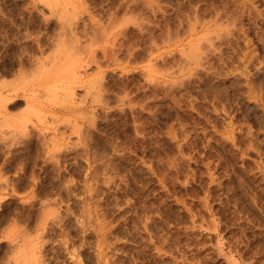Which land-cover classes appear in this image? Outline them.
<instances>
[{"label":"rangeland","instance_id":"1","mask_svg":"<svg viewBox=\"0 0 264 264\" xmlns=\"http://www.w3.org/2000/svg\"><path fill=\"white\" fill-rule=\"evenodd\" d=\"M227 14L239 18L236 27ZM218 16L225 22L218 21L219 28ZM226 24H234L231 33ZM89 25L97 27L92 48L99 64L84 66L85 74L98 76L109 105L94 104L92 116L84 102L85 111L80 105L72 109L62 96L65 79L48 78L64 89L53 98H38L44 104L39 100L41 114L30 133L18 136L10 153L0 152V264L10 260L13 241L21 236L30 247L41 240L36 264H264V0H0V99L12 102L29 88L37 93L45 83L24 76L33 60L54 52L51 40L56 42L63 28L84 32ZM220 28L225 34L214 41L219 49L209 48V31L217 34ZM105 36L113 38L107 56L102 54ZM195 40L202 43L196 50L198 57L204 52L200 60L188 52ZM85 41L79 60L88 53L91 42ZM83 89L75 87V101L92 95ZM72 123L79 126L80 139ZM55 129L62 131L63 145L45 152L42 140ZM42 212L48 217L40 231ZM97 244L104 247L106 262L98 260ZM70 249L79 258L72 260Z\"/></svg>","mask_w":264,"mask_h":264},{"label":"bare ground","instance_id":"2","mask_svg":"<svg viewBox=\"0 0 264 264\" xmlns=\"http://www.w3.org/2000/svg\"><path fill=\"white\" fill-rule=\"evenodd\" d=\"M249 2V1H248ZM252 3V2H251ZM229 4V3H228ZM246 5V4H245ZM244 5V6H245ZM254 5V4H253ZM247 7V6H246ZM232 8V7H231ZM245 8V7H244ZM199 9V8H198ZM210 9V8H209ZM212 9V8H211ZM214 9V8H213ZM247 9H248V7H247ZM255 9V8H254ZM218 10V9H217ZM221 10V9H220ZM224 10V9H223ZM237 10V9H236ZM249 10V9H248ZM214 11V10H213ZM234 11V10H233ZM242 11V10H241ZM240 11V12H241ZM256 11V10H255ZM195 12H196V10H195ZM226 12V11H225ZM228 12V11H227ZM226 12V13H227ZM235 12V11H234ZM253 12V11H252ZM224 13V12H223ZM228 13H230V12H228ZM244 13V12H243ZM258 13V12H257ZM216 15L218 14V13H215ZM237 14V13H236ZM240 14H242V12L240 13ZM247 14H249V13H247ZM196 15V14H195ZM211 15V14H210ZM216 15L215 16H213V17H216ZM225 15V13L223 14V16ZM231 15H232V13H231ZM234 15H235V13H234ZM252 15V14H251ZM257 15V14H256ZM186 16V15H185ZM197 16V15H196ZM227 16H229V17H231V20L234 22V24H235V27H236V25L239 23H237L236 22V20H239V18H237V17H235V16H230L229 14H227ZM262 16V15H261ZM76 17V16H75ZM187 17V16H186ZM221 17V16H220ZM220 17L218 16L216 19V21H215V19H214V21L215 22H218V21H221L220 20ZM226 17V16H225ZM257 17V16H256ZM58 18L59 17H57V20H58ZM86 18V17H85ZM189 18V17H188ZM196 18V17H195ZM222 18H224V17H222ZM221 18V19H222ZM226 18H228V17H226ZM226 18H224L225 20H227ZM237 18V19H236ZM252 18H253V16H252ZM50 19V18H49ZM60 19H63L62 17L60 18ZM65 19V18H64ZM63 19V20H64ZM67 19V18H66ZM74 19V18H73ZM76 19V18H75ZM90 19V18H89ZM13 20V19H12ZM62 20V21H63ZM71 20V19H70ZM91 20V19H90ZM90 20H89V22H90ZM184 20V19H183ZM186 20V19H185ZM240 20H241V18H240ZM59 21H61V20H59ZM61 21V22H62ZM92 22H93V20H91ZM195 21V20H194ZM202 21V20H201ZM223 21V20H222ZM221 21V23H225L224 21L222 22ZM228 21V20H227ZM252 21V20H251ZM57 22V21H56ZM64 22V21H63ZM62 22V23H63ZM212 22V24L211 25H213L215 28L218 26V28L219 27H221V23L220 22H218V24L217 23H215V24H217V26H215V24H213L214 22L213 21H211ZM210 22V23H211ZM65 23V22H64ZM73 23V22H72ZM94 23V22H93ZM226 23H229V22H226ZM59 24H61V23H59ZM82 24H83V22H82ZM194 24V23H193ZM221 24V25H220ZM229 24H232V22L230 21V23ZM233 24V25H234ZM65 25H66V23H65ZM69 25V24H68ZM72 25V24H71ZM208 25H210V24H207V26ZM210 25V26H211ZM233 25H228V28H229V26H233ZM89 26H91V25H89ZM89 26H86V27H89ZM97 26V25H96ZM178 26V25H177ZM186 26V25H185ZM193 26V25H192ZM209 26V27H210ZM212 26V27H213ZM223 26V25H222ZM225 27H224V29L225 28H227V24L226 25H224ZM212 27H210V28H212ZM213 27V28H214ZM234 27V26H233ZM239 27V26H238ZM238 27H237V29H238ZM61 28V27H60ZM82 28V27H81ZM85 28V27H84ZM97 29V27H95V26H91L90 28H87V30L85 29V31H84V29L82 28V31H84V32H81V31H78L77 30V27H69V28H67V29H62V31H59V33L57 34V36L58 37H53V39L55 38L56 39V42H54V40H51L52 42L51 43H53L52 45L55 47V50H54V52H53V50H52V54H48V55H46L47 57H42V58H40V59H35V60H33V64L32 65H28L29 67H32V69L31 70H27V72L29 71V73H27V74H24V72H23V74H24V76L25 75H27V77L26 78H28V76L30 75V76H34V77H36V80H33L34 82L35 81H37L38 79L39 80H41L42 82H43V87L42 88H40L41 87V85H40V89H38L37 91H36V89L34 90V91H36L37 93H33V91L31 92V90H30V88L29 89H27V90H29L30 92H28L27 90H24L23 92H22V94H21V96L23 97V99H22V97H15L16 99H14V98H12V99H14V101H10L9 103H8V98L6 97V96H4L5 98L3 99L2 97V99H0V108H2V111H3V113H2V115L0 116V145H1V147H3V149L5 148L6 150H3V149H1L0 150V152H3V151H6L7 152V154L8 153H10L12 150L10 149V147H12V146H10V145H12L11 143H13L14 142V140L16 139V140H18V136H22V134L23 135H25V133L26 134H29L30 132H28L29 131V126L31 125L32 126V124H33V121H34V118H36V117H38V115L39 114H41V113H39V104H41L42 105V103L43 102H41V100H40V102L41 103H39V100H38V98H40V97H49V98H53V96H55L56 94V92L58 91L59 92V90H61L62 88H61V86L59 87V85L61 84V83H59L58 82V84H55V83H57V81L55 82V83H48V78H50V79H52L51 78V76H53V75H56V74H58V76L60 77V79L61 80H64L65 79V81H61L60 79V82H62V85H64V82H65V90H63L62 92H64V94L62 95L61 93L60 94H58V95H60L59 97H61V95L62 96H64V99H63V97H61L63 100H66L67 101V103L69 102L70 104H69V107L71 108L72 107V109L73 108H79V105L81 104V103H86V104H88V106L90 107V109H92V110H90V115L92 116L94 113V110H93V108H91L92 106H94V104H102V105H106V104H108V99H106L105 98V96L104 95H102V93L105 91H101L100 89H99V87H100V83H98V76L96 77L95 75L94 76H92V75H88V74H85L86 73V68H84V66H88V65H91V63H95L97 60V57H96V52L94 51V49L92 48L93 47V45H92V42H93V40H94V37L97 35L96 34V29ZM173 28V27H172ZM192 28V27H191ZM195 28V27H194ZM217 28V29H218ZM227 28V29H228ZM240 28V27H239ZM242 28V27H241ZM240 28V29H241ZM243 28H244V26H243ZM260 28V27H259ZM99 29V28H98ZM105 29V28H104ZM190 29V28H189ZM193 29V28H192ZM221 29V28H220ZM223 29V28H222ZM221 29V30H222ZM223 29V30H224ZM227 29H226V32H227ZM231 29H233L232 27H231ZM58 30V29H57ZM215 29H212V31H209L210 33L208 34V32L206 33V35L208 34V36L206 37L207 39H206V41H208L207 43H206V41H205V45H208V47L209 48H211L212 47V49H213V47H215L216 49H217V46H218V42L220 41V39H221V37L220 36H223V33H224V31L223 32H221V30H220V32L218 33L217 32V34H214L213 32H215L214 31ZM228 30H230V29H228ZM259 30V29H258ZM56 31V30H55ZM99 31V30H98ZM175 31V30H174ZM217 31H219V30H217ZM237 30H235V32H236ZM106 32V31H105ZM141 32H142V30H141ZM181 32V31H180ZM213 34H212V33ZM56 33V32H55ZM100 33V32H99ZM123 33V32H122ZM164 33V32H163ZM167 33V32H166ZM166 33H164V34H166ZM202 32H200L199 34H201ZM216 33V32H215ZM230 33H231V30H230ZM238 33V32H237ZM108 34H109V32H108ZM161 34V33H160ZM205 34V33H204ZM225 34V33H224ZM228 34H229V32H228ZM227 33H226V35H228ZM233 34H234V32H233ZM107 35V34H106ZM202 35V34H201ZM205 35V36H206ZM244 35V34H243ZM243 35H242V37H243ZM166 36V35H165ZM178 36H180V35H178ZM204 36V37H205ZM237 36V35H236ZM83 37L85 38V40L86 41H90L91 43L90 44H88V46H86V47H89L86 51L88 52V53H86V59H81V60H79L77 57H76V54L78 53V52H80L79 51V48L81 47L80 46V44H81V40L83 39ZM103 37V36H102ZM106 37V36H105ZM103 38V42L105 43V45H104V52H102V54H104V56H107L108 54H109V52H108V54H107V50H111L110 49V41L113 39H109V41H108V37H106V38ZM117 37V36H116ZM168 37V36H167ZM190 37V36H189ZM196 37H198L197 35H196ZM195 37V38H196ZM201 37V36H200ZM220 39H219V38ZM228 37V36H227ZM246 37V36H245ZM260 37V36H259ZM82 38V39H81ZM95 38H97V37H95ZM157 38H159V37H157ZM164 37H162V39H163ZM170 38V37H169ZM175 38V37H174ZM216 38V39H215ZM236 38V37H235ZM38 39V38H37ZM50 39H51V37H50ZM98 39V38H97ZM102 39V38H101ZM150 39V38H149ZM155 38H153V40H154ZM165 39V38H164ZM164 39H163V41H164ZM223 39H224V37H223ZM244 39V38H243ZM246 39V38H245ZM262 39H264V38H262ZM117 40V39H116ZM215 40H219V41H217V43H215L214 41ZM222 40V39H221ZM237 40V39H236ZM37 41V40H36ZM85 41V42H86ZM113 41V40H112ZM152 41V40H151ZM169 41V40H168ZM174 41V40H173ZM194 41V40H193ZM199 41H201V38L199 39ZM204 41V40H203ZM224 41H225V39H224ZM84 42V41H83ZM82 42V43H83ZM94 42H96V41H94ZM93 42V43H94ZM117 42H119V41H117ZM127 42V41H126ZM130 42V41H129ZM153 42V41H152ZM154 42H155V40H154ZM190 42V41H189ZM192 42V41H191ZM249 42V41H248ZM38 43V42H37ZM108 43H109V45H108ZM195 43H197L196 42V40H195ZM200 43V42H199ZM222 43V42H221ZM227 43V42H226ZM234 43V42H233ZM243 43H245V42H243ZM40 44V43H39ZM87 44H84L83 45V48H86L85 47V45H87ZM112 44V43H111ZM117 44V43H116ZM124 44V43H123ZM161 44V43H160ZM202 44V43H201ZM201 44H195V47L193 48V49H189V53H190V55L192 56H190L191 58H194V55H192V52H194V53H197V54H195V55H197V58H199L201 55H203L204 54V52H200L199 53V57H198V52H196V50L198 51L199 49H198V45H199V47H200V45ZM229 44V43H228ZM235 44V43H234ZM250 44V43H249ZM261 44V43H260ZM23 45V44H22ZM52 45H50V46H52ZM92 45V46H91ZM101 45H103V44H101ZM114 45V43L112 44V47H114L113 46ZM126 45V44H125ZM216 45V46H215ZM41 45H39V47H40ZM44 46V45H43ZM128 46V45H127ZM157 46V45H156ZM228 46V45H227ZM240 46V45H239ZM246 46V45H245ZM248 46V45H247ZM54 47H52L53 49H54ZM124 47V46H123ZM169 47H171V46H169ZM189 47V46H188ZM188 47L187 48H185V49H188ZM234 47V46H233ZM262 47H264V46H262ZM42 47H40V49H41ZM82 48V47H81ZM103 48V47H102ZM119 48V47H118ZM122 48V47H121ZM133 48V47H132ZM182 48H183V46H182ZM190 48V47H189ZM50 49V48H49ZM205 49H207L208 50V48L206 47ZM204 49V50H205ZM218 49H219V47H218ZM217 49V50H218ZM44 50V49H43ZM42 50V51H43ZM84 50V49H83ZM113 50V49H112ZM115 50V49H114ZM126 50V49H125ZM130 50V49H129ZM192 50V51H191ZM194 50V51H193ZM235 50V49H234ZM101 51H103V50H101ZM128 51V50H127ZM187 51V50H186ZM209 51V50H208ZM214 51H215V49H214ZM214 51H213V53H214ZM105 52H106V55H105ZM120 52V51H119ZM173 52V51H172ZM210 52V51H209ZM209 52H207V54L209 53ZM247 52V51H246ZM22 53V52H21ZM38 53V52H37ZM40 53H42L41 52V50H40ZM51 53V52H50ZM82 53V52H81ZM193 53V54H194ZM206 53V52H205ZM240 53V52H239ZM254 53V52H253ZM27 54V53H26ZM25 54V55H26ZM134 54V53H133ZM201 54V55H200ZM224 54V53H223ZM242 54H243V52H242ZM247 54V53H246ZM246 54L244 53V56H246ZM248 54H250V52L248 53ZM17 55V54H16ZM16 55H15V58H16ZM31 55V54H30ZM41 55H43V54H41ZM116 55V54H115ZM182 55V54H181ZM213 55V54H212ZM219 55V54H218ZM222 55V54H221ZM228 55V54H227ZM233 55V54H232ZM22 56V55H21ZM37 56V55H36ZM110 56V55H109ZM108 56V57H109ZM130 56V55H129ZM256 56V55H255ZM84 57V56H83ZM173 57V56H172ZM186 57V56H185ZM235 57V56H234ZM239 57V56H238ZM247 57V56H246ZM254 57V56H253ZM252 57V58H253ZM258 57V56H257ZM22 58V57H21ZM21 58H19V59H21ZM35 58H37V57H35ZM114 58V57H113ZM164 57H162V59H163ZM183 58V57H182ZM204 58V57H203ZM206 58V57H205ZM216 58V57H215ZM243 58V57H242ZM251 58V59H252ZM2 59V58H1ZM17 59V58H16ZM28 59V58H27ZM33 59H34V57H33ZM161 59V60H162ZM185 59V58H184ZM196 59V58H195ZM217 59V58H216ZM238 59V58H237ZM15 60V59H14ZM190 60V59H189ZM199 60H200V58H199ZM203 60V59H202ZM211 60V59H210ZM239 60H241V58L239 59ZM246 60V59H245ZM249 60V59H248ZM21 61V64L20 65H22L23 66V62H22V60H20ZM19 61V62H20ZM192 61V60H191ZM219 61V60H218ZM257 61V60H256ZM29 62V61H28ZM188 62V61H187ZM211 62V61H210ZM209 62V63H210ZM248 62V61H247ZM14 63V62H13ZM214 63V62H213ZM235 63V62H234ZM30 64V63H29ZM96 64H99V63H95V65ZM201 64V63H200ZM206 64V63H205ZM204 64V65H205ZM208 64V63H207ZM207 64H206V66H207ZM219 64V63H218ZM250 64H252V63H250ZM211 65V64H210ZM254 65V64H253ZM19 66V65H18ZM22 66H20V67H22ZM201 66H203V65H201ZM214 66V65H213ZM28 67V68H29ZM98 67V66H97ZM18 68V67H17ZM24 68V67H23ZM82 68V69H81ZM242 68V67H241ZM20 69V68H19ZM205 69V68H204ZM208 69V68H207ZM243 69V68H242ZM22 70L24 71V69H20V71H21V73H22ZM20 71H18V73L20 72ZM210 71V70H209ZM25 73H26V71H25ZM206 73V72H205ZM214 73H216V72H214ZM223 73V72H222ZM226 73V72H225ZM229 73V72H228ZM210 74V73H209ZM19 75V74H18ZM221 75V74H220ZM248 75V74H247ZM24 76H21V78L22 79H25V77ZM29 76V77H30ZM58 76H55V80H57V78L56 77H58ZM58 77V78H59ZM220 77V76H219ZM20 78V79H21ZM32 78V77H31ZM2 80V79H1ZM37 81V82H40V81ZM54 80V79H53ZM58 80V81H59ZM4 81V80H3ZM23 81V80H22ZM210 81V80H209ZM25 82V81H24ZM49 82H51L50 80H49ZM18 83V82H17ZM36 83V82H35ZM212 83V82H211ZM240 83V82H239ZM250 83V82H249ZM25 84V83H24ZM31 84V83H30ZM198 84V83H197ZM196 84V85H197ZM251 84V83H250ZM2 85H3V83H2ZM33 85V84H32ZM36 85V84H35ZM34 85V86H35ZM260 85V84H259ZM25 86V85H24ZM78 87V88H84L83 90H85L86 91V93L88 94L91 90H92V92H90L91 94V96H88V97H84V95H83V97L81 96V98H79V99H77V100H79L78 102L77 101H75L76 100V97H75V100H74V93H75V87ZM251 86H252V84H251ZM0 87H1V84H0ZM31 87V86H30ZM36 87H37V85H36ZM104 87V86H103ZM107 87V86H106ZM205 87V86H204ZM208 87V86H207ZM206 87V88H207ZM22 88V87H21ZM14 89V88H13ZM16 89V88H15ZM64 89V88H63ZM93 89H95V90H93ZM97 89V90H96ZM253 89V88H252ZM0 90H1V88H0ZM20 90V89H19ZM106 90H107V88H106ZM207 90H208V88H207ZM238 90V89H237ZM102 93H101V92ZM7 92V91H6ZM200 92V91H199ZM238 92H240V91H238ZM5 93V92H4ZM10 93V92H9ZM14 94H15V92H13ZM206 93V92H205ZM77 94V93H76ZM8 95V94H7ZM16 95V94H15ZM202 95V94H201ZM248 95H249V93H248ZM13 96V95H12ZM18 96V95H17ZM10 97V96H9ZM57 97V96H56ZM11 98V97H10ZM55 98V97H54ZM85 98H88V100L87 99H85ZM193 98H194V96H193ZM204 98V97H203ZM10 100V99H9ZM57 100V99H56ZM61 100V99H60ZM85 100H87V101H85ZM210 100V99H209ZM214 100V99H213ZM42 101H43V98H42ZM50 101V100H49ZM52 101H54V100H51V102ZM62 101V100H61ZM72 101V102H71ZM211 101V100H210ZM209 101V102H210ZM44 102H45V100H44ZM39 103V104H38ZM65 103V102H64ZM83 103V104H84ZM10 104H12L14 107L13 108H15V110L13 109H10L9 108V105ZM44 104V103H43ZM63 104V103H62ZM191 104V103H190ZM109 105V104H108ZM82 105H80V108H82L81 107ZM87 105H86V108L88 107ZM96 106V105H95ZM107 106V105H106ZM194 106V105H193ZM209 106V105H208ZM216 106V105H215ZM219 106V105H218ZM195 107V106H194ZM41 108V107H40ZM79 108V109H80ZM95 108V107H94ZM83 110L85 109V105H84V108H82ZM88 109V108H87ZM10 110H12V112L13 111H16V110H19L17 113H9V112H11ZM76 110V109H75ZM74 110V111H75ZM86 110V109H85ZM84 110V111H85ZM198 110V109H197ZM217 110H220V109H217ZM0 111H1V109H0ZM88 111V110H87ZM79 112V111H78ZM89 112V111H88ZM85 113V112H84ZM219 113V112H218ZM0 114H1V112H0ZM79 115V114H78ZM84 116H86V115H84ZM88 116H89V113H87V121L91 118L90 116V118L88 119ZM67 118V117H66ZM234 118V117H233ZM68 119H69V117H68ZM68 119H66V120H68ZM77 119V118H76ZM82 119V118H81ZM83 119H84V117H83ZM85 119H86V117H85ZM92 119V118H91ZM70 120V119H69ZM74 121V122H73ZM72 122L75 124V123H77V122H75L76 120L74 119ZM86 121V120H85ZM90 121V120H89ZM92 121V120H91ZM73 123L71 124V126L73 125ZM226 123V122H225ZM67 124V123H66ZM78 124V123H77ZM70 125V124H69ZM231 125V124H230ZM137 126V125H136ZM73 127L74 128H77L78 127V129H76L77 131L75 132V134L77 133V136H78V138L80 139L81 137H80V128H79V126L77 125H73ZM233 127V126H232ZM222 128H224V127H222ZM56 130V129H55ZM53 131L52 133H51V135L49 136V137H46V138H43V140H42V142H43V145L41 144L40 146L42 147V146H44V150H45V152H52L53 150H55L56 148H58V147H60L61 145H63L62 143L64 142L63 141V138H64V136H62V131L60 130V132H58L59 131V129H57L56 131ZM73 130V128L71 129V131ZM189 130V129H188ZM194 130H195V128H194ZM216 131V130H215ZM226 131V130H225ZM214 132V131H213ZM64 133V132H63ZM219 133V132H218ZM225 133V132H224ZM227 133V132H226ZM231 133V132H230ZM229 133V134H230ZM82 134V133H81ZM207 134V133H206ZM209 134V133H208ZM223 134V133H222ZM232 134V133H231ZM230 134V135H231ZM57 135H59V136H57ZM61 135V136H60ZM187 135V134H186ZM25 136H27V135H25ZM24 136V138H26ZM201 136V135H200ZM17 137V138H16ZM19 137V138H20ZM68 137V136H67ZM208 137V136H207ZM223 137V136H222ZM231 137H232V135H231ZM203 138V137H202ZM210 138V137H209ZM218 138V137H217ZM65 139H67V138H65ZM83 139H85V138H83ZM82 139V140H83ZM223 139V138H222ZM182 141V140H181ZM226 141H227V139H226ZM232 141V140H231ZM238 141V140H237ZM241 141V140H240ZM216 142V141H215ZM238 144V143H237ZM178 146V145H177ZM212 146V145H211ZM221 146H223V145H221ZM43 148V147H42ZM18 149V148H17ZM20 149V148H19ZM14 151V150H13ZM223 151V150H222ZM5 152V153H6ZM21 152V151H20ZM181 152H182V150H181ZM218 152V151H217ZM5 153H3L4 155H5ZM16 153V152H15ZM186 153V152H185ZM7 154H6V156L5 157H8L7 156ZM216 154V153H215ZM241 154V153H240ZM4 155H2V157H4ZM10 155V154H9ZM186 155V154H185ZM197 155V154H196ZM13 156L11 155V158H12ZM10 158V159H11ZM191 158V157H190ZM199 158H200V156H199ZM7 159V160H6ZM14 159V158H13ZM179 159V158H178ZM182 159V158H181ZM196 159V158H195ZM5 160H6V162L7 161H9L8 160V158H5ZM5 160H4V162H5ZM180 160V159H179ZM217 160V159H216ZM3 161V160H2ZM12 161V160H11ZM4 162H3V164H4ZM172 162H174V161H172ZM195 162V161H194ZM243 162V161H242ZM2 163V162H1ZM8 163V162H7ZM7 163H5L4 165H6ZM202 163V162H201ZM204 163V162H203ZM209 163H210V161H209ZM241 163V162H240ZM174 164V163H173ZM11 165V164H10ZM1 167V166H0ZM208 169V168H207ZM205 172V171H204ZM3 173V172H2ZM22 173V172H21ZM206 173V172H205ZM233 173V172H232ZM179 175V174H178ZM206 175V174H205ZM208 175H209V173H208ZM212 175V178H213V174H211ZM215 175V174H214ZM239 175V174H238ZM173 176V175H172ZM183 176V175H182ZM186 176V175H185ZM16 177V176H15ZM207 177V176H206ZM210 177V176H209ZM253 177V176H252ZM10 178V177H9ZM174 178V177H173ZM172 178V179H173ZM237 178V177H236ZM241 178V177H240ZM243 178H244V176H243ZM4 179V178H3ZM194 179V178H193ZM10 180V179H9ZM175 181V180H174ZM193 181V180H192ZM212 181H213V179H212ZM1 182V181H0ZM7 182V181H6ZM107 183V182H106ZM214 183V182H213ZM232 183V182H231ZM129 184V183H128ZM245 184H247V183H245ZM6 185H7V183H6ZM10 186V185H9ZM192 187V186H191ZM227 187V186H226ZM262 187H264V186H262ZM215 189V188H214ZM200 190V189H199ZM233 190V189H232ZM242 190V189H241ZM209 191V190H208ZM214 191V190H213ZM220 191V190H219ZM176 192H178V191H176ZM184 192V191H183ZM232 192V191H231ZM254 192V191H253ZM199 193V192H198ZM213 193V192H212ZM197 194V193H196ZM207 194V193H206ZM205 194V195H206ZM45 195V194H44ZM209 195V194H208ZM244 195V194H243ZM47 196V195H46ZM186 196V195H185ZM202 196V195H201ZM217 196V195H216ZM228 196V195H227ZM179 197V196H178ZM206 198V197H205ZM207 198H208V196H207ZM190 199V198H189ZM199 199V198H198ZM204 199V197L202 196V200ZM246 199V198H245ZM244 199V200H245ZM199 200H201V198L199 199ZM208 200V199H207ZM1 202H2V200H1ZM203 202V201H202ZM201 202V205L204 203H202ZM209 202V201H208ZM216 202V201H215ZM227 202V201H226ZM246 202H247V200H246ZM253 202V201H252ZM46 203V202H45ZM189 203V202H188ZM200 203V202H199ZM236 203V202H235ZM241 203V202H240ZM256 203V202H255ZM42 204H44V202L42 203ZM48 204V203H47ZM185 204V203H184ZM205 204V203H204ZM203 204V205H204ZM202 205V206H203ZM206 205V204H205ZM43 206H45V205H43ZM49 206V205H48ZM48 206H47V208H48ZM255 206V205H254ZM41 207V206H40ZM190 207V206H189ZM204 207V206H203ZM210 207V206H209ZM228 207V206H227ZM249 207V206H248ZM200 208V207H199ZM198 208V209H199ZM242 208V207H241ZM39 209V208H38ZM42 209V208H41ZM191 209V208H190ZM212 209V208H211ZM194 210V209H193ZM215 210H216V208H215ZM215 210H212V212L213 211H215ZM39 211V210H38ZM55 211V210H54ZM148 211V210H147ZM185 211V210H184ZM195 211V210H194ZM211 211V210H210ZM225 211V210H224ZM43 212H45L44 210H43ZM43 212H42V215H40V219H38L39 221H37L38 223L36 224L37 225V228H39V230L41 231V229H44V227H45V223H46V218L48 217H44L43 216ZM52 212H53V210H52ZM193 212V211H192ZM69 213V212H68ZM231 213V212H230ZM37 214H38V212H37ZM50 214H52V213H50ZM188 214V213H187ZM193 214H194V212H193ZM192 214V215H193ZM210 214H211V212H210ZM35 215V214H34ZM45 215V214H44ZM49 215V214H48ZM57 215V214H56ZM73 215V214H72ZM92 215V214H91ZM191 215V216H192ZM194 215H196V213L194 214ZM198 215V214H197ZM232 215V214H231ZM236 215V214H235ZM234 215V216H235ZM44 218H43V217ZM90 216V215H89ZM102 216V215H101ZM190 216V215H189ZM238 216V215H237ZM51 217V216H50ZM53 217V216H52ZM51 217V218H52ZM95 217V216H94ZM177 217H178V215H177ZM188 217V216H187ZM198 217V216H197ZM208 217V216H207ZM56 218V217H55ZM58 218V217H57ZM91 218V217H90ZM120 218V217H119ZM192 218V217H191ZM209 218H210V216H209ZM212 218V217H211ZM211 218H210V221H212L211 220ZM80 219V218H79ZM97 219V218H96ZM107 219V218H106ZM198 219V218H197ZM201 219V218H200ZM220 219V218H219ZM58 220V219H57ZM118 220V219H117ZM151 220V219H150ZM149 220V221H150ZM214 220V219H213ZM226 220V219H225ZM237 220V219H236ZM29 221V220H28ZM99 221V220H98ZM101 221V220H100ZM109 221H111V220H109ZM204 221V220H203ZM209 221V220H208ZM209 221V222H210ZM240 221V220H239ZM27 222V221H26ZM202 222V221H201ZM200 222V223H201ZM215 222V221H214ZM241 222V221H240ZM245 222V221H244ZM152 223V222H151ZM199 223V222H198ZM199 223V224H200ZM208 223V222H207ZM232 223V222H231ZM47 224V223H46ZM68 224V223H67ZM140 224V223H139ZM189 224V223H188ZM192 224V223H191ZM212 224H214V223H212ZM234 224V223H233ZM242 224V223H241ZM26 225V224H25ZM110 225V224H109ZM204 225V224H203ZM207 225V224H206ZM209 225H210V223H209ZM208 225V226H209ZM222 225V224H221ZM230 225V224H229ZM34 226V225H33ZM32 226V227H33ZM61 226V225H60ZM59 226V227H60ZM99 226V225H98ZM97 226V227H98ZM112 226V225H111ZM134 226H136V225H134ZM141 226V225H140ZM201 227H204V226H202V225H200ZM214 226V225H213ZM231 226V225H230ZM246 226V225H245ZM29 227V226H28ZM57 227V226H56ZM72 227V226H71ZM109 227V226H108ZM144 227H145V225H144ZM18 228V227H17ZM36 228V229H37ZM53 228V227H52ZM86 228V227H85ZM111 228V227H110ZM146 228V227H145ZM169 228V227H168ZM186 228V227H185ZM204 228H207L206 226L204 227ZM215 228V227H214ZM222 228V227H221ZM16 229V228H15ZM27 229V228H26ZM63 229H65V228H63ZM98 229V234H100V235H103V229H104V226L103 225H100V228H97ZM108 229V228H107ZM184 229V228H183ZM210 230V229H212V228H207V230ZM10 230V229H9ZM59 230H61L60 228H59ZM88 230V229H87ZM187 230V229H186ZM12 231H14L13 229H12ZM12 231H11V233H12ZM30 231V230H29ZM64 231V230H63ZM80 231V230H79ZM107 231V230H106ZM184 231V230H183ZM231 231V230H230ZM7 232V231H6ZM18 232V231H17ZM25 232V231H24ZM45 232V231H44ZM26 233V232H25ZM93 233V232H92ZM138 233V232H137ZM143 233V232H142ZM197 233V232H196ZM14 234V233H13ZM19 234V233H18ZM21 234H22V232H21ZM28 234V233H27ZM36 234V233H35ZM41 234V233H40ZM67 234V233H66ZM96 234V233H95ZM159 234V233H158ZM168 234V233H167ZM241 234V233H240ZM8 235H10V233L8 234ZM8 235H6L5 234V237H7ZM39 235V234H38ZM59 235V234H58ZM57 235V236H58ZM108 235V234H107ZM170 235V234H169ZM221 235V234H220ZM244 235V234H243ZM11 236H13V235H11ZM16 236V235H15ZM26 236V235H25ZM40 236V235H39ZM66 236V235H65ZM242 236V235H241ZM9 237V236H8ZM18 237V235L16 236V237H14L13 236V238H17ZM22 237V236H21ZM20 237V239L22 240V239H25V238H21ZM60 237V236H59ZM69 237H71V236H69ZM96 237V236H95ZM101 237V236H100ZM145 237V236H144ZM176 237V236H175ZM180 237V236H179ZM12 238V239H13ZM43 238V237H42ZM55 238V237H54ZM73 238V237H72ZM142 238V237H141ZM168 238V237H167ZM178 238V237H177ZM246 238V237H245ZM11 238H10V244H12L13 242H17V244H15V243H13V244H15L14 246H15V248L14 249H12V250H14V251H12V256H10V260L8 261H6V263L7 262H9V264H31L32 263V261H33V263L34 264H36V261H39L40 262V260L38 259L37 260V255H36V248H38V247H36V244H39V242L41 241H39L38 243L36 242V241H33V242H31L32 243V246L30 247L29 246V243H27L26 241H27V238H26V243H24V240H14L13 242L11 241L12 240ZM61 239V238H60ZM59 239V240H60ZM80 239V238H79ZM99 239V238H98ZM163 239V238H162ZM179 239V238H178ZM190 239V238H189ZM212 239V238H211ZM217 239V238H216ZM215 239V240H216ZM37 240V239H36ZM45 240L46 239H44V242H45ZM116 240V239H115ZM150 240V239H149ZM183 240V239H182ZM209 240H210V238H209ZM240 240V239H239ZM63 241V240H62ZM74 241V240H73ZM76 241H77V239H76ZM88 241V240H87ZM91 241V240H90ZM101 241V240H100ZM197 241V240H196ZM217 242H218V240H216ZM229 241V240H228ZM246 241V240H245ZM18 242H20L19 244H18ZM49 242V241H48ZM55 242V241H54ZM71 242V241H70ZM102 242V241H101ZM177 242V241H176ZM215 242V241H214ZM43 243V242H42ZM53 243V242H52ZM60 243V242H59ZM58 243V244H59ZM66 243V242H65ZM81 243V242H80ZM87 243H89V242H87ZM149 243V242H148ZM9 244V245H10ZM49 244V243H48ZM99 244H101L100 242H99ZM106 244V243H105ZM109 244V243H108ZM203 244V243H202ZM216 244V243H215ZM219 244H220V241H219ZM227 244V243H226ZM243 244H244V242H243ZM28 245V246H27ZM57 245V244H56ZM62 245V244H61ZM87 245V244H86ZM89 245V244H88ZM104 245V244H103ZM176 245V244H175ZM192 245V244H191ZM13 246V245H12ZM44 246V245H43ZM64 246V245H63ZM68 246V245H67ZM84 246V245H83ZM99 245L97 244V248H96V251H97V254H98V256L100 257L98 260H101V258L103 259V257H104V255H107V253L105 252V250L104 249H101V247L102 248H104L103 246H99ZM206 246V245H205ZM230 246H232V245H230ZM70 247V246H69ZM89 247V246H88ZM160 247V246H159ZM203 247V246H202ZM9 248V247H8ZM41 248V247H40ZM47 248V247H46ZM73 248V247H72ZM82 248V247H81ZM237 248H238V246H237ZM48 249V248H47ZM53 249V248H52ZM55 249V248H54ZM203 249H204V247H203ZM218 249V248H217ZM66 250H68V249H66ZM105 252H103V251ZM163 250V249H162ZM175 250V249H174ZM181 250V249H180ZM38 251V250H37ZM69 251V250H68ZM74 250L72 249V252H73ZM91 251H92V249H91ZM110 251V250H109ZM112 251V250H111ZM176 251V250H175ZM217 251V250H216ZM219 251V250H218ZM236 251V250H235ZM238 251V250H237ZM242 251V250H241ZM44 252V251H43ZM64 252V251H63ZM71 252V249H70V252H69V254H67V255H70L71 256V259H72V257H76V259L77 258H79V257H77L76 255H77V253H76V255L75 254H73ZM85 252H87V251H85ZM89 252V251H88ZM181 252V251H180ZM190 252V251H189ZM178 253V252H177ZM221 253V252H220ZM1 254V253H0ZM44 254H45V252H44ZM52 254V253H51ZM97 254H96V256H97ZM113 254V253H112ZM184 254V253H183ZM188 254V253H187ZM217 254V253H216ZM226 254V253H225ZM229 254V253H228ZM3 256H4V252H3V254H2ZM7 255H9V254H7ZM62 255V254H61ZM86 255V254H85ZM90 255V254H89ZM174 255V254H173ZM198 255V254H197ZM218 255V254H217ZM222 255V254H221ZM224 255V254H223ZM227 255V254H226ZM225 255V256H226ZM41 256V255H40ZM55 256V255H54ZM97 256V257H98ZM112 256V255H111ZM231 256V255H230ZM12 257V258H11ZM50 257V256H49ZM61 257V256H60ZM74 257V258H75ZM83 257V256H82ZM113 257H115V256H113ZM184 257V256H183ZM201 257V256H200ZM222 257V256H221ZM227 257V256H226ZM6 258V257H5ZM8 258H6V259H8ZM91 258V257H90ZM89 258V259H90ZM107 258H108V256H107ZM107 258L105 259V257H104V260H105V262L107 261ZM116 258H117V256H116ZM190 258V257H189ZM214 258V257H213ZM224 258V257H223ZM70 259V258H69ZM110 259H111V257H110ZM178 259V258H177ZM194 259V258H193ZM198 259V258H197ZM231 259V258H230ZM245 259V258H244ZM0 260H3V259H1L0 258ZM72 260H74V259H72ZM191 260V259H190ZM76 261V260H75ZM77 261H80L79 259L77 260ZM77 261H76V263H77ZM96 261V260H95ZM157 261V260H156ZM180 261V260H179ZM226 261V260H225ZM238 261V260H237ZM0 262H2V261H0ZM113 262V261H112ZM177 262V261H176ZM184 262V261H183ZM235 262V261H234ZM5 263V262H4ZM3 263V264H4ZM5 263V264H6ZM62 263V262H61ZM104 262H101V264H103ZM108 262H106L105 264H107ZM116 263V262H115ZM155 263V262H154ZM172 263V262H171ZM195 263H196V261H195ZM227 263V262H226ZM229 263V262H228ZM232 263V262H231ZM8 264V263H7ZM38 264V263H37ZM40 264V263H39ZM42 264V263H41ZM43 264H46V263H44L43 262ZM51 264V263H50ZM55 264V263H54ZM78 264H80V263H78ZM173 264H174V262H173Z\"/></svg>","mask_w":264,"mask_h":264}]
</instances>
